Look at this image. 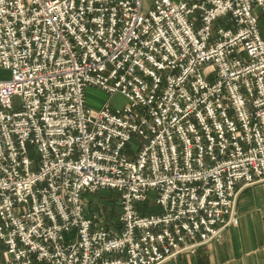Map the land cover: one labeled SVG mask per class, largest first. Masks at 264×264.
<instances>
[{"label":"built area","instance_id":"built-area-1","mask_svg":"<svg viewBox=\"0 0 264 264\" xmlns=\"http://www.w3.org/2000/svg\"><path fill=\"white\" fill-rule=\"evenodd\" d=\"M263 9L0 0V264H160L237 224L264 182ZM98 190L117 225L90 212Z\"/></svg>","mask_w":264,"mask_h":264},{"label":"crops","instance_id":"crops-1","mask_svg":"<svg viewBox=\"0 0 264 264\" xmlns=\"http://www.w3.org/2000/svg\"><path fill=\"white\" fill-rule=\"evenodd\" d=\"M237 196V224L226 227L219 239L204 243L192 252L173 255L160 264H264V182L245 187ZM156 209L149 208L159 211Z\"/></svg>","mask_w":264,"mask_h":264},{"label":"rangeland","instance_id":"rangeland-1","mask_svg":"<svg viewBox=\"0 0 264 264\" xmlns=\"http://www.w3.org/2000/svg\"><path fill=\"white\" fill-rule=\"evenodd\" d=\"M150 0H145V4H148ZM259 29L260 33L263 34L264 37V9L259 12ZM9 73L7 71H2L0 69V79H5V77H8ZM87 104L90 107H95L97 103L103 100L109 99L104 93H102L99 89L93 87L87 89ZM110 102L112 105L120 107L125 102V98L122 97L120 94H115L110 99ZM116 194L114 191L109 190H98L95 193H88L85 196L86 200L90 201V212L94 214L95 216H99L100 219L104 220L107 223H110V221L115 225H117L118 220V213H119V207L116 200ZM144 205L147 208L155 207L154 199H152V196L149 197V200L144 203ZM156 210H159L156 209Z\"/></svg>","mask_w":264,"mask_h":264},{"label":"trees","instance_id":"trees-1","mask_svg":"<svg viewBox=\"0 0 264 264\" xmlns=\"http://www.w3.org/2000/svg\"><path fill=\"white\" fill-rule=\"evenodd\" d=\"M87 195V194H86ZM85 195V196H86ZM87 201V203H88V206H89V208H90V201L89 200H86ZM146 209H149V208H147L145 205L144 206H142V208L140 209L141 210V212H144V211H146Z\"/></svg>","mask_w":264,"mask_h":264}]
</instances>
